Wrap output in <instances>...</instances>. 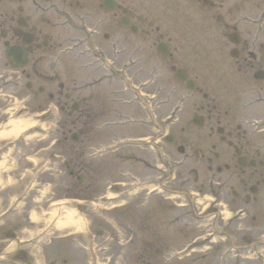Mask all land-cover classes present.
Here are the masks:
<instances>
[{
  "label": "rangeland",
  "instance_id": "374dc122",
  "mask_svg": "<svg viewBox=\"0 0 264 264\" xmlns=\"http://www.w3.org/2000/svg\"><path fill=\"white\" fill-rule=\"evenodd\" d=\"M115 1L132 9L141 6L139 0ZM163 7L166 8L165 1ZM93 9L94 17L92 15L91 18L96 20L100 11L97 7ZM50 17L55 22V15ZM166 18L164 12L159 19L166 22ZM115 21L111 24H116ZM102 30L108 31L110 36L112 33L116 36L123 34L112 27H103ZM140 35L126 33L127 40L135 43L141 41ZM155 35L150 33L143 42L144 48L156 41ZM98 39L106 44V39L101 36ZM63 59L65 65L70 63L67 55ZM41 67L44 69L42 64ZM54 70L59 73L57 67L53 71L46 68L43 72L54 74ZM83 72L80 70L75 74L81 77L84 76ZM18 73L19 70L7 63L0 50L2 253L23 250L29 264H84L81 249L92 244L93 232L95 245L102 250L100 260L95 255L92 258L94 261H89L92 264H99V261L100 264H237L241 248L231 251L226 261L220 259L229 241L213 235L210 223L218 218L217 225L233 234L235 244L249 243L251 249H262L264 253V248L252 241L264 232V190L249 196L248 200L241 194L233 197V182L224 184L229 172L222 171L212 177V182H207L211 178L201 176L205 169L204 162L184 159L177 163L183 157L176 150V145L184 141L179 137L180 127L194 134L192 126L187 124L193 110L190 105L189 108L185 105L183 111L186 113H182L184 116L180 122L170 125L169 132L174 134L175 139L168 142L161 138L159 143L167 149L171 171L175 174L172 186L178 189L189 187L192 201L188 203L182 196L163 199L158 195L142 206L144 191L152 188L158 177L165 178L167 171L162 169L147 143L134 146L126 139L149 135V140L155 130L134 123H110L122 117L120 114L131 117L140 112L136 104L124 106L114 101L117 95L113 92L118 89V82L111 79L93 90L83 87L77 94L83 97L80 109H84V113L68 114L73 97H50L47 92L39 93L35 88L29 90L24 85L25 79ZM61 75L65 81L70 79L67 71ZM44 85L48 89L55 88L54 80L49 83L45 81ZM176 91H183L182 86ZM96 92L100 95V101ZM158 96V99L163 98V94ZM129 98L127 94L126 99ZM174 98L176 101V95ZM64 99H67V107L61 110L59 104ZM95 101L99 104H95ZM48 104L52 105L53 110L47 116L51 122L29 116L36 106L40 105V109H43ZM261 109L255 107L253 111L263 116ZM248 112V115H252L250 110ZM76 115H80V122L86 120L87 123L77 143L68 138L70 132L82 125L80 122L76 126L72 124ZM114 147L117 149L111 150ZM94 148L104 150L100 155L95 153L86 158V154ZM65 161L69 166L64 165ZM156 166L159 172L155 170ZM69 167L82 174V181L78 182L67 173ZM193 169L197 174L202 172L198 178ZM133 176L139 178L138 189L131 180ZM151 180L153 183L145 185L139 192L140 183ZM202 183L204 187L200 186ZM181 203H185V206L177 205ZM239 209L242 212L237 213ZM219 210L223 212L219 214ZM250 223L254 225L253 229H248ZM246 238L250 241H246ZM261 238L264 239V236ZM175 252H179V256ZM5 258L8 261L5 264H14L13 260L23 261L17 254ZM258 258L245 259L248 261L245 263L261 264L260 256Z\"/></svg>",
  "mask_w": 264,
  "mask_h": 264
},
{
  "label": "flooded vegetation",
  "instance_id": "af4514ba",
  "mask_svg": "<svg viewBox=\"0 0 264 264\" xmlns=\"http://www.w3.org/2000/svg\"><path fill=\"white\" fill-rule=\"evenodd\" d=\"M105 3L106 0H0V48L12 46L24 51L26 64L20 68V76L25 85L47 92L50 97H73L71 114L85 111L80 109L83 97L77 94L83 87L93 90L114 79L119 85L113 92L117 95L114 101L127 102L125 94L129 90L135 96H149L144 99L147 104H141V119L157 132L167 127L161 138L172 142L175 137L169 132L170 124H178L182 113H186L184 107L190 105L193 110L187 124L194 134L180 127L179 137L184 141L176 145V150L183 155L181 160L205 163L203 174L193 169L195 177L201 174L212 182V177L222 171L229 172L224 184L233 182V197L241 194L248 200L262 192L264 115H256L253 108L264 111V0H139V9L123 3L108 9ZM94 7L102 13H97L96 20L91 18ZM164 12L166 22L159 19ZM52 14L55 22L50 19ZM112 21L116 24L112 25ZM103 27L123 34L112 33L111 37ZM126 33L141 34L142 39L131 42ZM150 33H156V41L144 48ZM64 55L70 58L67 65L62 61ZM41 64L51 71L57 67L59 73L54 70V74H46ZM80 70L84 76H77ZM63 71L70 75L69 80L62 78ZM128 79L135 84H128ZM52 80L55 88H46L45 81ZM181 86L183 91H176ZM95 94L100 101L99 93ZM158 94H166L173 102L161 116L154 110L156 105L151 104V98ZM66 107L64 99L59 108ZM247 109L252 115L247 114ZM80 115L74 116V126L80 122ZM123 121L119 117L112 123ZM80 123V128L87 126L86 120ZM174 179L175 176L165 182ZM200 186L204 187V183ZM175 189L178 188L171 185L163 188L168 192ZM240 246L243 248L238 257L242 260L238 258L237 264L254 252L244 242Z\"/></svg>",
  "mask_w": 264,
  "mask_h": 264
},
{
  "label": "water",
  "instance_id": "95a60500",
  "mask_svg": "<svg viewBox=\"0 0 264 264\" xmlns=\"http://www.w3.org/2000/svg\"><path fill=\"white\" fill-rule=\"evenodd\" d=\"M74 139V138H73ZM76 139V138H75ZM70 173H72V170L70 171Z\"/></svg>",
  "mask_w": 264,
  "mask_h": 264
}]
</instances>
